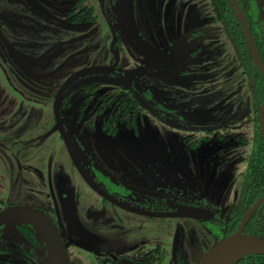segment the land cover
<instances>
[{"label":"flooded vegetation","instance_id":"1","mask_svg":"<svg viewBox=\"0 0 264 264\" xmlns=\"http://www.w3.org/2000/svg\"><path fill=\"white\" fill-rule=\"evenodd\" d=\"M248 2L237 4L261 65L233 5L214 20L204 0L142 1L127 42L118 0L0 1V211L37 210L56 230L52 242L26 221L1 225L0 264H54L63 251L68 264H199L238 230L264 196L251 203L242 191L264 104V0ZM100 56L107 64L93 67ZM87 69L108 70L98 75L119 80L114 93L84 75L56 104ZM245 149L238 203L207 202L193 169H221L222 152ZM257 210L243 233L264 236ZM14 229L25 248L3 241Z\"/></svg>","mask_w":264,"mask_h":264},{"label":"rangeland","instance_id":"2","mask_svg":"<svg viewBox=\"0 0 264 264\" xmlns=\"http://www.w3.org/2000/svg\"><path fill=\"white\" fill-rule=\"evenodd\" d=\"M2 1V0H0ZM119 5L116 4L115 8L117 9L118 16H120L122 19H124L125 22V29L123 31L125 33H128L127 35L122 33V36L125 40H128L127 42H132L134 40V37L129 32H135L138 30L137 22L133 19V11L137 9V6H145V3H142V1L145 0H134V3H128L129 0H118ZM149 1V0H148ZM258 7L260 6V0H256ZM205 9L206 11H209V0H204ZM122 9V10H121ZM33 32V29L30 31V33ZM41 33L36 34V36L29 35L30 38L36 39L39 41L42 37H40ZM33 42V41H32ZM36 43V41L34 42ZM107 46V44L105 45ZM129 46V49H132ZM100 47V46H99ZM36 48V47H35ZM100 51H106L105 47H101L99 49ZM102 53V52H101ZM100 59L97 60H91V65L95 68H102L101 65H106L108 58L105 56H100ZM71 71L65 72V69L59 71L56 73V76H62L69 74ZM50 74V73H49ZM52 74V72H51ZM49 77H46L45 79L50 78V75H47ZM109 75H98V76H91L86 78L87 80H91L93 82H98L100 84H105V82L109 83V91L111 93H114V88L117 86L119 80L108 77ZM84 80V79H83ZM46 81V80H44ZM47 81H54V77L51 79H48ZM82 80H79V85ZM51 83V82H50ZM50 83L49 82H43L38 85V90H40V93H38L39 97H46L50 90ZM54 91V90H53ZM70 90L67 91L69 94ZM96 91H94L95 93ZM86 93L88 91L86 90ZM92 93V94H94ZM53 94V92H52ZM51 94V95H52ZM85 94V93H84ZM46 95V96H42ZM202 152V151H200ZM205 158L208 160H213L214 157L213 154H217L214 152V150H204L203 151ZM248 156H249V150H243V151H237L233 155L230 153L222 152V160H229L228 162L222 164L225 167H222L221 169H218L216 167H208L206 165H200L199 167H195L193 170V174L196 178V180L199 182L201 188L204 191V195L206 196L207 202L217 206L222 207L225 206L227 203L229 204H237L239 200V194H240V181L241 176L245 172L248 164ZM257 216L261 218L263 227H264V202L258 207L257 210ZM11 224L8 223L5 230H11ZM3 241L14 247H24L25 248V238L23 235L16 231H4L2 234ZM40 253V252H39ZM38 251L34 253L33 260L37 261L42 256L41 253L39 254Z\"/></svg>","mask_w":264,"mask_h":264},{"label":"water","instance_id":"3","mask_svg":"<svg viewBox=\"0 0 264 264\" xmlns=\"http://www.w3.org/2000/svg\"><path fill=\"white\" fill-rule=\"evenodd\" d=\"M232 5L235 11L238 14L239 22L245 32V37L248 42L249 48L251 49L255 60L258 62V55L255 50V46L253 44L251 35L246 27L244 15L238 6L236 0H231ZM109 72L108 70L102 69H87L76 73L75 75L68 78L63 85L59 88L56 93V104L58 103L59 99L61 98L62 94L65 90L69 87V85L77 78H80L84 75H98V74H105ZM57 110V108H56ZM260 117V128H261V140L264 148V126L262 124V114L264 112V104L258 111ZM264 202V196L261 197L255 204L251 207L248 213L243 217L238 230L233 233L232 235L221 239L215 245H213L203 256L199 264H215L221 257L226 255L230 252H237L236 259L233 261L236 262L239 258L249 255H261L264 256V236L256 235V234H246L243 233L244 225L247 219L251 216L252 212L258 208ZM28 222L32 224L37 230L45 233L49 240L53 242L54 236L56 234V230L49 219L40 213L37 210L25 207H18L12 206L0 211V226L10 222ZM231 263V264H233ZM54 264H68V258L66 253L58 252Z\"/></svg>","mask_w":264,"mask_h":264},{"label":"trees","instance_id":"4","mask_svg":"<svg viewBox=\"0 0 264 264\" xmlns=\"http://www.w3.org/2000/svg\"><path fill=\"white\" fill-rule=\"evenodd\" d=\"M249 0H237L240 7L246 5ZM210 11L214 14V20L222 16L234 15L233 7L230 0H210ZM251 163L242 177V191L245 200L251 203L264 194V151L261 142L257 143ZM245 233L263 235L257 230H251L246 226ZM25 237V231H21ZM233 264H264V256L249 254L239 258Z\"/></svg>","mask_w":264,"mask_h":264},{"label":"bare ground","instance_id":"5","mask_svg":"<svg viewBox=\"0 0 264 264\" xmlns=\"http://www.w3.org/2000/svg\"><path fill=\"white\" fill-rule=\"evenodd\" d=\"M237 252H230L221 257L215 264H231L236 259Z\"/></svg>","mask_w":264,"mask_h":264}]
</instances>
